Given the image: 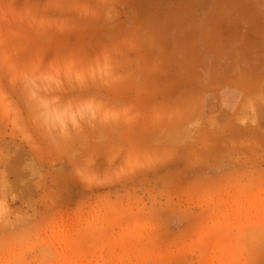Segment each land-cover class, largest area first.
<instances>
[{"label":"rangeland","instance_id":"1","mask_svg":"<svg viewBox=\"0 0 264 264\" xmlns=\"http://www.w3.org/2000/svg\"><path fill=\"white\" fill-rule=\"evenodd\" d=\"M66 7L0 0V264H264V117L128 136Z\"/></svg>","mask_w":264,"mask_h":264},{"label":"crops","instance_id":"2","mask_svg":"<svg viewBox=\"0 0 264 264\" xmlns=\"http://www.w3.org/2000/svg\"><path fill=\"white\" fill-rule=\"evenodd\" d=\"M22 4L39 15L67 6L78 20L102 23L94 32L101 38L103 116L128 136L227 131L235 119L253 118L255 107L264 117V0Z\"/></svg>","mask_w":264,"mask_h":264},{"label":"bare ground","instance_id":"3","mask_svg":"<svg viewBox=\"0 0 264 264\" xmlns=\"http://www.w3.org/2000/svg\"><path fill=\"white\" fill-rule=\"evenodd\" d=\"M235 122H236V119L234 120V123H235ZM34 164H35V162H34ZM34 164H33V165H34ZM32 167H33V166H32ZM20 168H21V167H20ZM22 168H23V167H22ZM20 170H21V169H20ZM20 170H19V171H20ZM33 171H34V170H33ZM35 171H36V173H37L38 170L36 169ZM25 172H26V171H25ZM38 173H39V172H38ZM23 175H24V174H23ZM40 175H41V174H40ZM27 177H28V179H29V178H35V177H36V176H35V172H33V173H31V174L29 173V176H27Z\"/></svg>","mask_w":264,"mask_h":264}]
</instances>
